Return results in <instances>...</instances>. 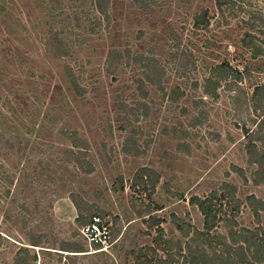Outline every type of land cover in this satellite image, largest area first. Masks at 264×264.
I'll list each match as a JSON object with an SVG mask.
<instances>
[{
  "label": "rangeland",
  "instance_id": "obj_1",
  "mask_svg": "<svg viewBox=\"0 0 264 264\" xmlns=\"http://www.w3.org/2000/svg\"><path fill=\"white\" fill-rule=\"evenodd\" d=\"M203 11L210 27L197 31ZM255 46L264 50V0L222 10L214 0H0V264L165 258L144 252L157 248L152 224L175 240V221L203 229L193 197L215 196L221 214L241 200L238 227L264 228L246 200L264 202L245 134L264 152ZM112 53L121 58L109 68ZM222 63L233 75L206 95ZM71 151L83 162L71 163ZM145 169L151 177L136 185ZM92 216L111 228L107 249L83 233ZM66 244L86 252L61 251Z\"/></svg>",
  "mask_w": 264,
  "mask_h": 264
},
{
  "label": "trees",
  "instance_id": "obj_2",
  "mask_svg": "<svg viewBox=\"0 0 264 264\" xmlns=\"http://www.w3.org/2000/svg\"><path fill=\"white\" fill-rule=\"evenodd\" d=\"M97 1L107 2L109 0ZM232 1L238 0H214L216 6L220 10H222L224 6L229 5ZM101 9H103L102 6ZM208 15V11H203L195 15L193 19V28L197 31L209 29L210 19L208 18ZM255 52L264 56V50L259 46H255ZM120 58L121 56L119 54H110L107 60L109 68L117 67ZM212 73L214 77L206 80L204 93L206 95H215V97H217L216 91L220 82L226 81L231 77L233 75V69L226 63H222L212 68ZM251 100L254 103L264 102L263 86H259L255 89ZM262 128L263 123L260 124L259 132H262ZM245 134L250 139L248 146H246L247 153L250 157L249 163L252 165H258L254 178L255 184L258 185L260 182L264 181V152H259L254 142L260 141L261 138H257V135L251 134L249 130H246ZM69 154L74 159H70L71 163L83 162L82 156L76 158L75 153L72 151L68 153V157H70ZM236 172L241 173V169L236 168ZM145 177L148 179L151 177L150 172L147 169L141 171V173L135 177L134 181L136 182V185L144 187ZM257 177H261L263 180L259 181V178ZM147 184L149 183L146 182V185ZM150 185L152 189L155 190L157 181H154ZM226 187L227 186L224 188ZM228 195H230L232 199H235L236 197L234 192H230ZM214 200H217L215 196L205 199L193 197L189 200V205L196 207L204 217L203 229L194 228L190 225H186L184 222L175 221V227L182 236L181 240H175L173 237L165 238L164 230L160 227V220L155 222V224H152V226L156 225L158 227L159 234L154 239V244L157 245V248L148 247L144 249V252H146V255L149 251H151L152 254H156L158 249H161L166 257H137L136 264H264V228L259 226L254 228L238 227L236 223L235 213L236 211H239L243 201L238 200L236 202L237 205L235 206V210L231 214H221L217 211V206L212 203ZM246 200L247 205L252 209L254 217L259 220L261 218V212L264 213V202L257 200L253 195L247 196ZM73 203L76 205V209L79 213L78 219H80L82 209L77 200H73ZM155 208V211L161 210L158 206ZM92 217L83 226H87L92 220ZM78 219L77 221H79ZM220 225L226 229V235L220 232ZM185 240H187V242H185ZM41 243L42 242L38 240L33 241L30 245L41 247L39 246ZM63 247L64 248L61 251L64 252H86L75 245L70 246L69 244H66ZM97 247L101 249L99 245Z\"/></svg>",
  "mask_w": 264,
  "mask_h": 264
},
{
  "label": "built area",
  "instance_id": "obj_3",
  "mask_svg": "<svg viewBox=\"0 0 264 264\" xmlns=\"http://www.w3.org/2000/svg\"><path fill=\"white\" fill-rule=\"evenodd\" d=\"M87 240L93 245H99L101 249H107L112 243V231L100 216H94L83 231Z\"/></svg>",
  "mask_w": 264,
  "mask_h": 264
}]
</instances>
